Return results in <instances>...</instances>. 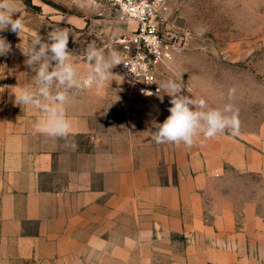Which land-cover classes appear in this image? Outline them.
<instances>
[{"label":"crops","instance_id":"0c3cea01","mask_svg":"<svg viewBox=\"0 0 264 264\" xmlns=\"http://www.w3.org/2000/svg\"><path fill=\"white\" fill-rule=\"evenodd\" d=\"M19 78L0 88V264L244 261L260 216L209 189L229 166L264 177L260 137L158 144L152 131L170 114L169 96L127 88L124 98L122 87L72 90L69 132L52 137L41 110L14 102L36 88Z\"/></svg>","mask_w":264,"mask_h":264},{"label":"rangeland","instance_id":"374dc122","mask_svg":"<svg viewBox=\"0 0 264 264\" xmlns=\"http://www.w3.org/2000/svg\"><path fill=\"white\" fill-rule=\"evenodd\" d=\"M10 2L24 25L18 33L0 32L10 44V51L0 56V88L18 83L20 71L34 82L35 72L26 64L23 51L36 33L48 42L49 31L66 29L67 49L83 77L88 74L86 50L95 46L117 51V40L131 29L116 21L104 5L91 0ZM163 11L168 25L173 23L185 36V44L163 66L161 82L180 79L181 95L203 98L210 108L231 104L239 124L224 133L244 141L260 137L264 142V0H167ZM110 71L108 94L113 87H122L127 98L128 82L114 67ZM232 88L235 92L230 98ZM214 181L210 194L226 196L236 211L250 204L257 219L260 216L259 223L250 222L249 251L240 264H264V177L229 166Z\"/></svg>","mask_w":264,"mask_h":264},{"label":"clouds","instance_id":"9594fccd","mask_svg":"<svg viewBox=\"0 0 264 264\" xmlns=\"http://www.w3.org/2000/svg\"><path fill=\"white\" fill-rule=\"evenodd\" d=\"M23 25V19L16 15L10 0H0V32L18 33ZM68 40L66 29L49 31L48 42H43L36 33L30 46L23 51L27 58L26 64L35 72V91L22 88L18 94H14L16 104L32 106L44 113L39 126L52 137H64L69 132L70 122L65 117L64 105L70 102L71 91L84 87H95L98 92L104 90L112 81L113 73L110 69L121 63L116 50L106 52L90 46L84 53L88 74L81 78L67 49ZM9 51V42L0 36V56ZM158 87L170 97L171 106L168 109L170 114L162 123L156 124L155 131H152L151 138L156 143L192 146L201 135L204 138H215L227 129L235 130L238 127L239 121L231 104H225L222 109L210 108L203 98L181 95L180 79L177 81L169 78ZM234 92V88L229 89L230 98ZM157 95L163 100V95Z\"/></svg>","mask_w":264,"mask_h":264},{"label":"built area","instance_id":"2783aa9c","mask_svg":"<svg viewBox=\"0 0 264 264\" xmlns=\"http://www.w3.org/2000/svg\"><path fill=\"white\" fill-rule=\"evenodd\" d=\"M104 5L116 21L131 25L128 34L117 40L121 63L114 66L132 92L159 94L163 66L185 44L173 23L164 16L167 0H91Z\"/></svg>","mask_w":264,"mask_h":264}]
</instances>
